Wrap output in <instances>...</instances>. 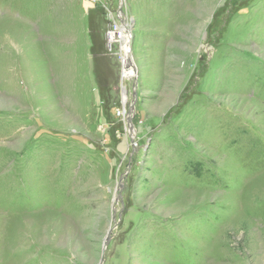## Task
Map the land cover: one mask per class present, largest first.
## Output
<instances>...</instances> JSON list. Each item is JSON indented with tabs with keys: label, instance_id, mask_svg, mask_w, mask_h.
Returning a JSON list of instances; mask_svg holds the SVG:
<instances>
[{
	"label": "rangeland",
	"instance_id": "1",
	"mask_svg": "<svg viewBox=\"0 0 264 264\" xmlns=\"http://www.w3.org/2000/svg\"><path fill=\"white\" fill-rule=\"evenodd\" d=\"M110 228L103 264H264V0H0V264Z\"/></svg>",
	"mask_w": 264,
	"mask_h": 264
},
{
	"label": "water",
	"instance_id": "2",
	"mask_svg": "<svg viewBox=\"0 0 264 264\" xmlns=\"http://www.w3.org/2000/svg\"><path fill=\"white\" fill-rule=\"evenodd\" d=\"M132 24H133V20H132V22H131V24H130V27H132ZM127 66H129V64H127ZM134 97H135V99H134V102L131 103V108H133L134 103H135V101L137 100L136 90L134 91ZM130 119H131V117H130ZM112 230H113V228H110L109 231H108V234H107V236H106V240H105V243H104V246H103V250H102L103 255H102V258H101L99 264H103V262H104V253H105V251H106V248H107L108 243H109L110 240H111V232H112Z\"/></svg>",
	"mask_w": 264,
	"mask_h": 264
},
{
	"label": "bare ground",
	"instance_id": "3",
	"mask_svg": "<svg viewBox=\"0 0 264 264\" xmlns=\"http://www.w3.org/2000/svg\"><path fill=\"white\" fill-rule=\"evenodd\" d=\"M127 64H129V68L131 67L133 69V71H134V68H133L134 66L132 67V65L134 64V62H133V60L131 58H127L125 60V66H127Z\"/></svg>",
	"mask_w": 264,
	"mask_h": 264
},
{
	"label": "built area",
	"instance_id": "4",
	"mask_svg": "<svg viewBox=\"0 0 264 264\" xmlns=\"http://www.w3.org/2000/svg\"><path fill=\"white\" fill-rule=\"evenodd\" d=\"M117 30V28L115 27V29L113 30L114 32Z\"/></svg>",
	"mask_w": 264,
	"mask_h": 264
}]
</instances>
